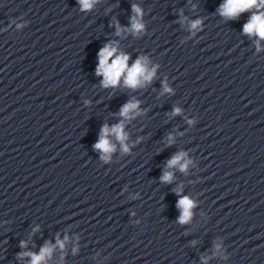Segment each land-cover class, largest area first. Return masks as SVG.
Returning <instances> with one entry per match:
<instances>
[{
    "label": "clouds",
    "instance_id": "clouds-1",
    "mask_svg": "<svg viewBox=\"0 0 264 264\" xmlns=\"http://www.w3.org/2000/svg\"><path fill=\"white\" fill-rule=\"evenodd\" d=\"M95 2L96 0H78L82 10L91 9ZM132 8L136 15H134L131 19L130 30L134 33H139L144 27L139 19V17L142 16V11L137 5H133ZM261 8H264V0H224V3L220 5L218 11L221 16L228 19H236L245 11L257 9V11L253 12L248 22L244 24L243 31L250 37L256 36L259 38L257 40V50H259V40H264V12L259 11ZM200 23L201 22L199 20L193 21L191 23V28H198ZM120 31L121 29L117 25V35L120 34ZM117 52L118 48L114 46L113 42L105 44L98 53L99 62L96 67V75L103 76L101 83L104 87H115L120 83L121 79H123V83L126 87L133 89L152 81L156 70L155 68H148L146 58H138L131 66H129V55L125 53L117 54ZM110 60L111 63H109ZM164 90L166 92L171 91L166 85ZM179 112V108L174 109V114ZM135 114H139V102L130 100L120 109L119 115L123 119H121L119 123L112 126L107 124L102 126L99 139L93 145L94 149L101 153L102 159L107 161L110 154L116 150L115 144H113L110 139L111 137H115L124 152L129 151L128 146L125 143L128 138V134L124 131V121L131 120ZM168 139L169 143L173 140L171 135H169ZM185 157L186 153L184 152L175 154L167 161L166 167L168 169L178 168L181 172L186 171L191 161L186 160ZM160 179L161 182L171 183L173 173L171 171H165ZM174 191L178 196H180V199L177 201V208L180 209L181 212L178 222L181 224L188 223L193 215L192 209L195 207V203L189 197L181 196L182 189L177 188ZM66 240L67 237H65V241ZM65 241H61L57 238V245L63 249ZM21 246H24L23 242ZM54 248V245L46 243L45 246L41 248L39 254L29 252L23 253L21 256H30V264H42V262H45L46 264V260L51 258Z\"/></svg>",
    "mask_w": 264,
    "mask_h": 264
}]
</instances>
